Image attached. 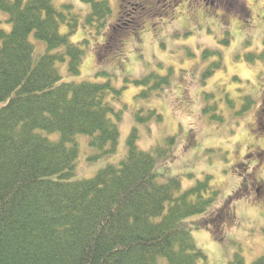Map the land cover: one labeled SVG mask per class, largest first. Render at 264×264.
<instances>
[{"label":"trees","instance_id":"16d2710c","mask_svg":"<svg viewBox=\"0 0 264 264\" xmlns=\"http://www.w3.org/2000/svg\"><path fill=\"white\" fill-rule=\"evenodd\" d=\"M84 1L91 3L87 21L100 27L111 14L108 0ZM141 2H127L128 28L108 33L116 37L117 53L144 27L133 19L153 9L151 0ZM132 5L141 6V14L131 12ZM71 8L53 0H0L9 24L6 29L0 20V264H207L193 235L197 223L187 221L205 214L219 191L202 176L187 188L179 175L167 176L175 136L143 149L137 125L125 155L113 161L121 89L109 79L65 81L60 72L68 58L69 72L80 75L84 61V41L70 38L74 21L61 31ZM37 41L46 45L38 57ZM160 78L156 90L166 84ZM210 114L223 120L220 112ZM135 116L138 123L147 120L141 111ZM80 135L96 151L90 160L107 161L91 177L77 176ZM253 264H264V254Z\"/></svg>","mask_w":264,"mask_h":264},{"label":"rangeland","instance_id":"374dc122","mask_svg":"<svg viewBox=\"0 0 264 264\" xmlns=\"http://www.w3.org/2000/svg\"><path fill=\"white\" fill-rule=\"evenodd\" d=\"M141 1L108 0L111 14L96 27L97 22L87 21L90 2L53 0L57 6L71 4L61 31L74 21L77 29L70 38L83 40L85 48L80 75L69 72L68 58L59 63L60 72L65 81L109 79L121 89L116 100V107L123 108L120 144L113 161L125 155L135 125L143 149L167 144L175 136L167 176L179 175L184 188L202 176L219 191L205 214L187 221L197 223L193 235L207 264H253L264 254V0H185V6H180L182 0H151L153 9L133 19L143 29L131 33L117 53L119 47H112L116 37L108 33L128 28L123 26L127 2ZM167 2L172 6L164 9ZM132 6L131 12L141 14V6ZM197 6H205L204 11ZM7 19L0 11L6 29ZM36 43L38 57L46 45ZM144 76L152 78L139 82ZM158 77L166 84L156 90ZM139 111L145 122L138 123ZM213 112L223 120L205 115ZM80 137L77 176L91 177L107 161L90 160L96 151ZM236 255L243 261L236 262Z\"/></svg>","mask_w":264,"mask_h":264},{"label":"flooded vegetation","instance_id":"af4514ba","mask_svg":"<svg viewBox=\"0 0 264 264\" xmlns=\"http://www.w3.org/2000/svg\"><path fill=\"white\" fill-rule=\"evenodd\" d=\"M183 1H185V0H182V2H183ZM187 1H191V2L194 3V4H195V3H199V2L202 3V4H203V3L206 4V2H204V0H187ZM197 7L200 8V10H198V12H201L202 10L204 11V7H205V6H201V7H200V6H197ZM207 11H209V10H207Z\"/></svg>","mask_w":264,"mask_h":264}]
</instances>
